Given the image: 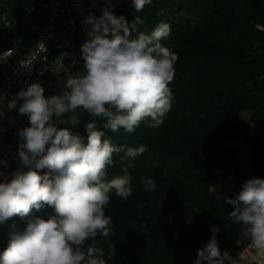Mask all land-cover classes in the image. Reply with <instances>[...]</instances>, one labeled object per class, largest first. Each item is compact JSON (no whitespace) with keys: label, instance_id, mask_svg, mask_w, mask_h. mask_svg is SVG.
<instances>
[{"label":"clouds","instance_id":"obj_1","mask_svg":"<svg viewBox=\"0 0 264 264\" xmlns=\"http://www.w3.org/2000/svg\"><path fill=\"white\" fill-rule=\"evenodd\" d=\"M151 3L132 0L137 13ZM114 8L108 0L100 16L89 14L82 22L87 35L81 45L83 71L64 79L61 94L46 97L36 82L8 102L9 110L19 105V114L28 118L30 126L18 132L19 167L10 178L0 171V223L19 216L27 218V226L11 234L0 264H109L117 256L116 244L108 240L115 235L112 218L105 210L113 192L124 201L132 195L128 168L148 148L114 145L104 130L131 134L148 118L151 127L164 123L174 99L169 85L178 55L162 43L171 34L168 23L141 31L140 16L129 22L115 15ZM12 54V50L3 52L0 61ZM31 59L32 55L21 61V67L27 68ZM3 99L0 96V102ZM85 113L91 117L84 125L86 143L72 130ZM97 118L104 121V130ZM116 164L125 174L108 179V168ZM43 170L47 172L42 175ZM142 184L145 192L155 193V180L142 178ZM225 203L232 206L228 219L241 225V235L264 260V179L247 180L235 198L225 197ZM45 206L54 213L47 218L33 216L34 210ZM140 227L146 228L147 222ZM219 231L211 228V239L198 250L194 264H237L220 250Z\"/></svg>","mask_w":264,"mask_h":264},{"label":"trees","instance_id":"obj_2","mask_svg":"<svg viewBox=\"0 0 264 264\" xmlns=\"http://www.w3.org/2000/svg\"><path fill=\"white\" fill-rule=\"evenodd\" d=\"M117 12L129 22L140 16L144 23L139 27L145 32L168 23L171 34L162 43L178 55L169 85L172 108L161 126L151 127L148 118L134 133H113L97 118L114 145L148 148L128 168L132 195L124 201L113 192L105 210L125 234L117 226L113 230L127 237L124 250L116 244L117 252L131 259L143 255L146 264H194L216 226L220 250L230 251L237 264H246L239 255L250 241L239 244L246 238L241 225L228 219L232 206L212 191V185L234 176L236 188L227 198H235L247 180L264 179V0H152L139 13L132 0H123ZM90 120L85 113L81 124L72 128L85 143L84 125ZM16 138L10 132L5 142ZM239 143L249 146L250 174L237 161ZM0 149L4 161L17 170L18 148L11 154L3 143ZM123 174L119 164L108 168V179ZM142 178L156 181L155 193L144 191ZM53 213L45 206L33 216ZM144 222L147 227H140ZM26 226L27 218L19 216L0 223V254L11 234Z\"/></svg>","mask_w":264,"mask_h":264},{"label":"crops","instance_id":"obj_3","mask_svg":"<svg viewBox=\"0 0 264 264\" xmlns=\"http://www.w3.org/2000/svg\"><path fill=\"white\" fill-rule=\"evenodd\" d=\"M48 1L49 0H0V54L7 49H14L12 63H15L23 57L36 36L37 31L42 27L45 21L44 4ZM81 5H83V7H81ZM81 5L77 8L76 15L74 17L72 16L67 22L61 25L59 36L61 47H54L51 50V60L55 65L57 64L55 63L56 59L59 58L62 53H67L68 55H65L59 63L60 75L58 79L54 80L47 77V83L51 81L50 89L47 92L48 95H51V92L52 96L55 95L54 91L56 95L61 94L64 79L67 78L69 72L77 74L83 71V61L80 59L81 45L87 39V35L82 27V22L89 14L100 16L101 9L108 5V0H83ZM117 8L118 7L115 6L114 10H117ZM87 12L89 14L84 16ZM76 61H81V64L76 65ZM71 67L73 70L69 71ZM2 72L3 68L0 67V78ZM17 121L18 119H15L10 125ZM5 127L8 126H1L0 130L2 131ZM215 183L216 182L212 185V191L221 198L214 190ZM225 197L221 199H225ZM240 243H248V239H240L239 244ZM239 244L237 246H239ZM227 252L231 256V252ZM246 253L254 256V260L264 264V261L256 256L255 250L252 249L249 244L246 250L241 254L244 256ZM241 254L239 257H241ZM230 259H232V256ZM241 260L246 264H250L244 257Z\"/></svg>","mask_w":264,"mask_h":264},{"label":"built area","instance_id":"obj_4","mask_svg":"<svg viewBox=\"0 0 264 264\" xmlns=\"http://www.w3.org/2000/svg\"><path fill=\"white\" fill-rule=\"evenodd\" d=\"M82 3L83 0H49L44 4L45 21L42 27L37 31L36 36L23 57L15 63H12L14 49L6 50H12L13 54L8 57L6 61H0V67L3 68L0 78V96L4 98L3 101L0 102V127L7 123L8 118L13 122L15 119H18V117H22L18 112L19 105L17 109L9 110L8 102L14 99L19 91L22 89L26 90L30 84L36 82L40 83L45 89V96L49 97L47 92L50 88L51 81L47 83L46 79L50 77L55 80L58 79L60 75V65H55L52 62L51 50L54 47H61V40L59 37L61 25L67 22L72 16L74 17L76 15L77 8ZM40 43L44 44L45 47H39L37 49V45ZM30 55H32L31 63L27 68H22L20 64L21 61L28 59ZM75 64L80 65L81 61H76ZM72 70L73 68L71 67L69 71ZM73 73L74 72H69L68 74L75 75V73Z\"/></svg>","mask_w":264,"mask_h":264},{"label":"rangeland","instance_id":"obj_5","mask_svg":"<svg viewBox=\"0 0 264 264\" xmlns=\"http://www.w3.org/2000/svg\"><path fill=\"white\" fill-rule=\"evenodd\" d=\"M122 1L123 0H112V3L115 4L116 7H118ZM81 7H83V5H81ZM88 14L89 13L87 12L84 16H87ZM114 14L118 16L119 13L117 12V10H114ZM195 24L199 25L198 23H195ZM54 94L56 95L55 91H54ZM51 96H52V92H51V95H49V97ZM243 116L245 118H249V113H244ZM28 122H29L28 118L22 115V117L20 118L18 117L17 122H14L12 125H10L12 123V120L8 118L7 123H6L8 127L3 128L2 131L0 130V147L2 146L3 143H6V150L8 151V153L14 154L15 149L16 148L19 149V144L21 142L18 138L19 137L18 132L24 127H29ZM10 132H14L17 138L8 140L7 142H5L6 136ZM236 146L240 151L237 156V161L241 162L242 166L245 167L246 169L245 173L250 174L252 161H251V157L249 154V146L245 143H239V144H236ZM1 149H0V171L7 173L10 178V174L14 172L16 168L13 169L10 164L4 161ZM0 182H3V178H0ZM235 188H236V179L234 176L228 179H219L214 184V190L219 194L221 198H224L225 196H229L231 193H233ZM112 226L114 227L117 226L119 231H123V233L125 234L124 228L120 226L118 223L116 224L115 222H112ZM119 231H114L115 235L114 236L110 235L108 237V240L112 241L114 244H118V242H120L118 247L124 250L125 244L127 242V237L122 236L119 233ZM243 257L250 264H263L259 261L254 260V256L250 255L249 253H246ZM109 264H146V260L143 255H137L136 257L131 259L130 256L127 255V253L122 251V252H117V256L112 261H109Z\"/></svg>","mask_w":264,"mask_h":264}]
</instances>
